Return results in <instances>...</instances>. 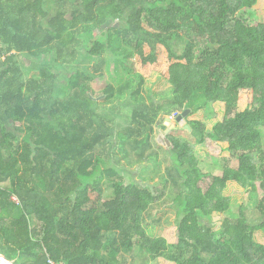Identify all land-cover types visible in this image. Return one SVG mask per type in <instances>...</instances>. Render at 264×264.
Wrapping results in <instances>:
<instances>
[{"label": "trees", "instance_id": "1", "mask_svg": "<svg viewBox=\"0 0 264 264\" xmlns=\"http://www.w3.org/2000/svg\"><path fill=\"white\" fill-rule=\"evenodd\" d=\"M259 9L264 0H0V184L9 182L0 185V253L14 264H121L119 255L137 248L172 264H264V239L255 236L264 235ZM123 18L124 27L101 29ZM107 50L129 64L130 80L113 86L101 68L81 66L80 58ZM22 56L38 74L25 72ZM70 65L67 85L56 86L58 67ZM152 72L170 84V98L158 104L143 94ZM122 95L132 107L120 151L129 140L149 143L164 101L165 112L189 109L193 142L168 138L180 187L173 240L144 223L158 189L108 179L112 194L104 195V174L116 172L96 154L113 136L111 111L99 102ZM208 142L219 145L216 173L199 166ZM245 192L255 200L252 223Z\"/></svg>", "mask_w": 264, "mask_h": 264}, {"label": "rangeland", "instance_id": "2", "mask_svg": "<svg viewBox=\"0 0 264 264\" xmlns=\"http://www.w3.org/2000/svg\"><path fill=\"white\" fill-rule=\"evenodd\" d=\"M257 22H264V9L256 11ZM126 18L114 21H107L102 25L101 29H107L110 26L115 29H120L125 26ZM114 29V30H115ZM79 40L78 50L83 54V45L87 41L86 35L80 33L77 35ZM185 40H174L172 47L176 52H180ZM80 64L83 68L88 67L91 70V66L101 68L104 72V78L113 86H117L123 81L129 79L132 73V69L129 64L121 57V55L115 51L107 50L103 53V56L98 59H90L85 56L80 58ZM22 63L25 67L27 74H38L37 68L30 66L31 60L28 56H22ZM79 64V63H78ZM76 66L70 65L57 69L58 75L55 80L56 86H66L68 83L69 74L75 71ZM98 84L104 83L103 79H98ZM170 84L158 73L152 72L146 79L143 86V94L149 95L154 103L163 102L170 98ZM99 109L101 112L107 110L111 111L109 114L112 118L109 124L113 127V136L103 146L97 147L96 154L105 160L102 169H114L116 174L109 176L104 174V195L112 194V186L108 179H123L133 182L137 186L145 187L149 189H158V193L161 197L151 205L144 214V223L148 232L151 235L164 234L169 240L174 239L175 235V221H176V207L174 205V197L178 193L179 176L170 160V136L181 137L193 142V137L189 134L190 130L185 125L184 118L177 120L176 117L182 113V111L165 112V107H169L170 103L164 101L160 108V114L157 119V123L154 127V134L151 136L149 143L145 145H137L132 140L127 141L122 151L119 149L120 138L119 134L124 132L125 127L128 124L127 114L132 107V101H127L125 96L113 97L109 101H104L101 98L99 102ZM170 113V114H169ZM213 110L209 105L205 109V115L211 116ZM207 148L210 154L199 162V166L203 171L216 173L221 171L220 163L216 157L219 151V145L208 142ZM226 163L236 167L237 160L233 157H229ZM2 187H8L9 182L4 181L0 184ZM242 199L246 204V215L249 217V223L253 220H257V213L255 210V200L247 192L243 193ZM18 201V200H17ZM233 214L237 213V207L233 206L231 209ZM252 221V222H250ZM202 224H210L209 219L201 218ZM255 236L258 240H263L264 235L261 231H256ZM173 238V239H172ZM146 254V253H145ZM139 253L137 248H133L129 251H124L119 255V261L121 264H172L163 261L159 258V262L152 260L147 254Z\"/></svg>", "mask_w": 264, "mask_h": 264}, {"label": "water", "instance_id": "3", "mask_svg": "<svg viewBox=\"0 0 264 264\" xmlns=\"http://www.w3.org/2000/svg\"><path fill=\"white\" fill-rule=\"evenodd\" d=\"M189 109L183 110L181 114H179L176 119L180 120L181 118H184L187 113H188ZM187 128H189V126L186 124L185 125ZM0 264H14L13 261L9 260L8 258H6L3 254L0 253Z\"/></svg>", "mask_w": 264, "mask_h": 264}, {"label": "built area", "instance_id": "4", "mask_svg": "<svg viewBox=\"0 0 264 264\" xmlns=\"http://www.w3.org/2000/svg\"><path fill=\"white\" fill-rule=\"evenodd\" d=\"M49 264H54L51 260H48Z\"/></svg>", "mask_w": 264, "mask_h": 264}]
</instances>
